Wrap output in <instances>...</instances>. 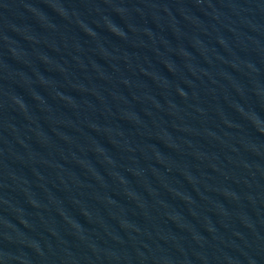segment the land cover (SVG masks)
I'll return each mask as SVG.
<instances>
[{"label": "water", "instance_id": "obj_1", "mask_svg": "<svg viewBox=\"0 0 264 264\" xmlns=\"http://www.w3.org/2000/svg\"><path fill=\"white\" fill-rule=\"evenodd\" d=\"M0 264H264V0H0Z\"/></svg>", "mask_w": 264, "mask_h": 264}]
</instances>
